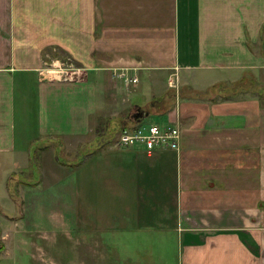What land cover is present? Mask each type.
I'll return each instance as SVG.
<instances>
[{
	"label": "crops",
	"instance_id": "0c3cea01",
	"mask_svg": "<svg viewBox=\"0 0 264 264\" xmlns=\"http://www.w3.org/2000/svg\"><path fill=\"white\" fill-rule=\"evenodd\" d=\"M124 69L136 84L114 75ZM260 75L264 0H0V169L73 153L75 164L52 166L72 184L69 212L53 218L76 234L80 264L88 235L104 241L105 264H142L124 240L165 235L181 264H264ZM149 116L179 128V151L118 145L124 125ZM7 182L0 201L11 202ZM11 233L0 264L64 248L13 246Z\"/></svg>",
	"mask_w": 264,
	"mask_h": 264
},
{
	"label": "rangeland",
	"instance_id": "374dc122",
	"mask_svg": "<svg viewBox=\"0 0 264 264\" xmlns=\"http://www.w3.org/2000/svg\"><path fill=\"white\" fill-rule=\"evenodd\" d=\"M258 78L261 79L260 83L264 85V75H260ZM263 87L258 83L257 88L262 92L264 90ZM143 121L149 124L156 120L149 116ZM114 125H117L115 127V130H117L119 128L118 124ZM111 136L115 137V131L112 132ZM99 145V142H95L93 145L87 146L82 150V153L78 155V158L82 159L86 154L95 151ZM52 146L56 148L57 145L53 144ZM103 147L105 146L100 148ZM72 156L73 153H69L65 156L59 151H57L56 154L52 152H34L31 154L32 160L28 165L22 164V166H16L15 168L14 166L8 167L4 165L1 167L0 177L2 179L8 178L10 183L7 182L8 185L6 189H8L7 191L9 193L11 192L13 196L10 194L12 196H10L11 202L0 201V253L5 248L3 237L8 230L12 232L11 235L13 237H11L13 239H11L13 246L24 241L29 243L30 241L37 242L38 244H44V241H47L46 243L50 245L56 242L64 247L59 250L49 249L45 256L40 253L41 248H37L33 257H38L37 262L41 261L39 264H80L78 260H75L76 258H74V256H76V251L72 248V246L75 245L74 240H76V234L72 229L70 230V227L68 229L70 231L62 230L58 227V223L55 221L56 218H53L55 211H58V213L62 211L69 212L67 210L69 209L68 203L70 202V194L65 191H68V188L70 189L72 184L68 170L56 171L52 166H54V162H58V160L67 165H73L75 164V162L72 161L73 159L68 160ZM12 170L14 171L11 173ZM40 176L43 177L42 183L40 182L41 184L37 187L35 184L37 183L36 181H40ZM41 204L46 215L49 216L48 218H46L47 216H45V218L36 216L39 213V205ZM14 206L16 207L15 209ZM6 210H9L8 212L14 217L6 216L3 213L6 212ZM63 221L65 222L64 224L69 225V220L67 218H63ZM56 233H58V241H54L53 239ZM88 236L90 237L83 239L87 242V245H82V248H80V261L82 260L86 264H105L104 241L99 239L97 235ZM169 236L170 235H165L159 242L156 238L151 236L150 240L144 241L143 243H139L135 238L127 237V240L125 239L122 245L124 250L129 253L130 258H128V260L132 261V263L142 262V264H148L146 262L150 261L152 264H181V249L177 247L174 239ZM8 245L9 243L7 246ZM121 250L123 249L120 248L119 251L122 252ZM37 252L39 253L36 254ZM44 258H46L47 263ZM22 261L24 264H34V259L26 260V257H23ZM124 264H127V262H124Z\"/></svg>",
	"mask_w": 264,
	"mask_h": 264
},
{
	"label": "built area",
	"instance_id": "2783aa9c",
	"mask_svg": "<svg viewBox=\"0 0 264 264\" xmlns=\"http://www.w3.org/2000/svg\"><path fill=\"white\" fill-rule=\"evenodd\" d=\"M125 86L136 84L138 79L130 76L127 70H121L114 74ZM180 130L177 126H160L158 124L133 123L124 126L118 134V145L121 147L139 146L147 152L155 149H167L179 151Z\"/></svg>",
	"mask_w": 264,
	"mask_h": 264
},
{
	"label": "water",
	"instance_id": "95a60500",
	"mask_svg": "<svg viewBox=\"0 0 264 264\" xmlns=\"http://www.w3.org/2000/svg\"><path fill=\"white\" fill-rule=\"evenodd\" d=\"M140 115V114H139ZM139 116L136 114L133 116L134 119L138 118ZM140 121V120H139Z\"/></svg>",
	"mask_w": 264,
	"mask_h": 264
},
{
	"label": "trees",
	"instance_id": "16d2710c",
	"mask_svg": "<svg viewBox=\"0 0 264 264\" xmlns=\"http://www.w3.org/2000/svg\"><path fill=\"white\" fill-rule=\"evenodd\" d=\"M124 126H126V125H124ZM124 126H123V127H124ZM123 127H122V128H123ZM122 128H121V129H122ZM121 129H120V130H121ZM10 194L13 196V194H12L11 192H10Z\"/></svg>",
	"mask_w": 264,
	"mask_h": 264
}]
</instances>
